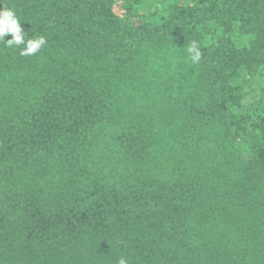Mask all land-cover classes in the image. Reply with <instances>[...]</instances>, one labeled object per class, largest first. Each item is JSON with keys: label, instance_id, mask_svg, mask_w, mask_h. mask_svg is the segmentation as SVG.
Wrapping results in <instances>:
<instances>
[{"label": "trees", "instance_id": "1", "mask_svg": "<svg viewBox=\"0 0 264 264\" xmlns=\"http://www.w3.org/2000/svg\"><path fill=\"white\" fill-rule=\"evenodd\" d=\"M3 6L48 42L34 56L0 43V264H264V108L238 115L263 102L245 88L264 75V0ZM163 53L191 76L165 83L171 142L168 119L129 121L112 94Z\"/></svg>", "mask_w": 264, "mask_h": 264}, {"label": "rangeland", "instance_id": "2", "mask_svg": "<svg viewBox=\"0 0 264 264\" xmlns=\"http://www.w3.org/2000/svg\"><path fill=\"white\" fill-rule=\"evenodd\" d=\"M150 7L151 4L145 6V11L147 12L148 10H150ZM159 58V60L156 59L157 61H155V64L152 65L153 67H149L143 81L136 82L135 79H133L129 85L122 83L121 85L119 84V87L118 85L113 84L112 94L113 99L116 101V107L119 108V110L124 114V117L129 121H136L144 116H152L155 117L154 119L156 120V124L163 129L164 123L168 119L167 121L170 122L171 126L168 127V130L165 132V136L167 137V140L171 142V133L173 132V129L178 125V121L180 120L174 121L170 120V118L168 117L170 111L172 110V107L175 104V101H172L171 104H167V102L169 101L164 99L163 96L165 94V90L173 95V92L166 89L165 83L170 82L169 78L177 73V66L181 68L183 76H179V74L177 73V75L175 76V78L177 79V82L175 83L176 86L181 83H189V81L191 80V76L184 77V75H187L189 67L187 63H184L181 57H178L173 53H163L159 55ZM116 81L118 83L121 82L120 80ZM194 85L197 90V95L202 97L199 99L201 101H204V96H202V93L200 91L201 86L200 83H198V80L195 81ZM263 87L264 75L258 74L256 78L252 79L250 83L247 84V87L245 89L246 91H249L250 89L260 90V88ZM262 95L264 102V92H262ZM175 96L178 97V95ZM245 102L246 108L242 114H238L240 117L244 115V117L247 119L254 118L256 117L255 115L258 112L257 110L261 111V109L264 108V103H260L259 97L257 96L251 97L250 95H248L245 99ZM182 106L183 104L181 103V101H177L176 109L180 110V107ZM179 150L180 146H177L176 150L174 151V155L176 154L175 152H179ZM230 150L235 153L237 159L242 157V154L239 153L236 149L230 148ZM168 157L171 160L170 165L177 164V159L173 158L171 153H169Z\"/></svg>", "mask_w": 264, "mask_h": 264}, {"label": "clouds", "instance_id": "3", "mask_svg": "<svg viewBox=\"0 0 264 264\" xmlns=\"http://www.w3.org/2000/svg\"><path fill=\"white\" fill-rule=\"evenodd\" d=\"M22 25V18L17 14L15 8L3 6V9L0 10V43L9 48L15 46L19 49L21 56H34L47 45V37L37 35L35 38L26 39ZM9 35L12 36V39L6 40L5 38ZM187 53L193 63H198L202 56L199 45L195 41L188 46ZM118 264H128V260L122 256L118 260Z\"/></svg>", "mask_w": 264, "mask_h": 264}]
</instances>
